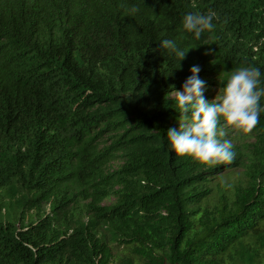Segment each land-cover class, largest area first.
I'll return each instance as SVG.
<instances>
[{
	"label": "trees",
	"instance_id": "trees-1",
	"mask_svg": "<svg viewBox=\"0 0 264 264\" xmlns=\"http://www.w3.org/2000/svg\"><path fill=\"white\" fill-rule=\"evenodd\" d=\"M209 10L211 31L182 30ZM249 64L264 0H0V264H264V113L231 161L166 137L191 66L207 92Z\"/></svg>",
	"mask_w": 264,
	"mask_h": 264
},
{
	"label": "clouds",
	"instance_id": "clouds-1",
	"mask_svg": "<svg viewBox=\"0 0 264 264\" xmlns=\"http://www.w3.org/2000/svg\"><path fill=\"white\" fill-rule=\"evenodd\" d=\"M215 17L211 10L206 14L190 11L182 17L181 28L199 39L203 32L213 29ZM159 46L174 54L179 62L190 49L178 47L174 39H163ZM189 72L181 88L168 93L180 113L179 127L166 132L168 146L178 156L203 163L231 161L233 144L224 129L249 132L258 124L264 113V72L250 64L238 66L219 80L216 95L210 101L204 96L205 81L198 76L199 65L191 66Z\"/></svg>",
	"mask_w": 264,
	"mask_h": 264
},
{
	"label": "rangeland",
	"instance_id": "rangeland-1",
	"mask_svg": "<svg viewBox=\"0 0 264 264\" xmlns=\"http://www.w3.org/2000/svg\"><path fill=\"white\" fill-rule=\"evenodd\" d=\"M216 92L217 91H207V92H204V96L207 100L210 101L214 98V96L216 95ZM171 127H179V122H171L169 124V128H171ZM224 130L226 132V138L230 139L232 141L233 147H238L241 151L247 150L252 144L255 143V139L252 137V135H250L247 132H244V131H241V130H238L235 128H231V127H226ZM119 166H120L119 162H114L111 164L112 170H116ZM226 173H227V170L223 172V174H226ZM15 198L16 197H14V200H15ZM75 200H76V198H74L72 201L67 203V205H66V207H64V209H67L68 207H74L77 203V202H75ZM80 202H81V204H89L90 203V201H80ZM114 202H115L114 198L106 200L102 204V207L111 206L112 204H114ZM63 210H61V211H63ZM28 211L25 212V215H27L29 213ZM57 212L60 213V211H57ZM3 214H4V212H3ZM87 220H88V218H86L85 222H87ZM108 246H109L110 251H111L114 258L117 257L119 254H121V250L119 248H117L116 245L112 241H108ZM122 252H123V250H122ZM111 264H115V261H112ZM118 264H119V261H118Z\"/></svg>",
	"mask_w": 264,
	"mask_h": 264
},
{
	"label": "flooded vegetation",
	"instance_id": "flooded-vegetation-1",
	"mask_svg": "<svg viewBox=\"0 0 264 264\" xmlns=\"http://www.w3.org/2000/svg\"><path fill=\"white\" fill-rule=\"evenodd\" d=\"M229 172H230V171H227L226 174H228ZM223 175H225V174H223V173H222V174H218V175H216L215 179H217V178H219V177L221 178Z\"/></svg>",
	"mask_w": 264,
	"mask_h": 264
},
{
	"label": "water",
	"instance_id": "water-1",
	"mask_svg": "<svg viewBox=\"0 0 264 264\" xmlns=\"http://www.w3.org/2000/svg\"><path fill=\"white\" fill-rule=\"evenodd\" d=\"M228 168L227 167H225V168H223L222 170H221V172H224V171H226Z\"/></svg>",
	"mask_w": 264,
	"mask_h": 264
}]
</instances>
